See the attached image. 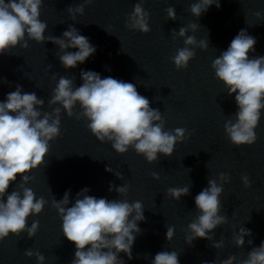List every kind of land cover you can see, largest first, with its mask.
Segmentation results:
<instances>
[{
  "label": "water",
  "instance_id": "water-1",
  "mask_svg": "<svg viewBox=\"0 0 264 264\" xmlns=\"http://www.w3.org/2000/svg\"><path fill=\"white\" fill-rule=\"evenodd\" d=\"M140 2L150 15L148 34L126 26L135 4ZM195 2L93 0L86 4V0H45L41 20L48 24L46 36L62 37L69 26H74L96 47L95 55L66 70L58 59V45L46 40L43 44L29 41L27 49L21 46L0 56V101L21 85L25 92H35L45 101L43 111L51 112L48 102L59 77L74 79L79 87L83 83L81 71L93 70L102 78L112 76L134 83L138 92L149 99L150 106L163 114L165 131L185 128L190 133L177 144L172 157L161 155L157 162L149 163L134 149L120 155L111 143H101L88 129V121L77 118L82 112L79 106L73 109L71 117L62 109L61 135L50 144L45 165L30 174L27 185L38 198L43 196L48 201L42 214L28 220V226L38 220L40 229L31 239L27 232L20 236L10 234L0 243V264H38L35 257L29 259L25 255L27 250L43 254L46 264H72L76 247L64 236L61 217L52 201L62 200L65 192L70 191L74 203L84 188L97 198L143 203L145 221L138 225L141 234L136 238L131 259L120 254L124 264H151L155 255L165 250L176 251L180 264H222L232 256L241 264L249 252L264 242V113L257 129V142L252 146H235L224 128L238 110L235 96L227 93L212 69L215 57L227 50L242 29L257 40L250 58L264 56V16L256 15L264 14V0H220L219 8L213 5L198 20L190 11ZM81 4L86 5L85 13L77 14L74 21L67 9ZM169 7L176 10L175 20L168 19ZM192 23L201 27L195 33L198 40L208 34L209 49H195L196 57L188 68L177 70L172 57L178 48L184 47V41L172 33ZM108 167L113 172L106 171ZM153 173L160 180L154 179ZM221 173L231 177L221 197L220 214L228 222L209 234L212 239H196L189 245L188 226L200 215L195 197L208 187L209 179H218ZM244 176L249 177L251 187H245ZM19 183L18 175L10 184L9 194L19 190ZM124 184L130 185L124 197L109 191L110 185ZM185 186H191L190 195L179 201L167 195L169 188ZM167 226L175 228L171 241L166 236ZM242 226L251 230L252 235L245 238V246L240 248L234 242V234ZM218 242L224 245L219 250L213 246Z\"/></svg>",
  "mask_w": 264,
  "mask_h": 264
},
{
  "label": "clouds",
  "instance_id": "clouds-1",
  "mask_svg": "<svg viewBox=\"0 0 264 264\" xmlns=\"http://www.w3.org/2000/svg\"><path fill=\"white\" fill-rule=\"evenodd\" d=\"M44 2L0 0V56L21 46L27 49L29 41L43 44L48 40L58 45L61 53L58 59L66 70L84 64L95 55L96 47L74 26H69L62 37L46 36L48 24L41 20ZM92 2L86 0V4ZM213 5L219 8L220 0H197L190 11L198 20ZM85 6L68 7L72 20L77 19V14L84 15ZM167 15L168 19L175 20V8L169 7ZM256 15L264 16L260 12ZM149 25L150 15L145 11L143 2L136 3L126 26L129 30L148 34L151 31ZM198 30H201L198 23L181 27L179 31L173 30L172 35L184 41V47L178 48L172 57L177 70L188 68L190 61L196 57L195 49H209L208 34L198 40L195 35ZM189 31L193 34L189 35ZM256 44V38L242 29L227 50L212 62L216 78L225 85L230 96H235L238 110L224 128L237 147L252 146L257 142V129L264 113V56H249V53L255 52ZM81 78L83 83L77 87L74 79L59 77L48 102L51 112L43 111L45 101L38 98L35 92H25L21 85L0 101V243L10 238V234L20 236L27 232L30 239L34 238L40 229L38 220H34L31 226H28V220L42 214L48 201L43 196L38 198L27 185L31 181L30 174L45 165L50 144L61 135L62 109L71 117L73 109L79 106L82 112L77 118L88 121V129L101 143H111L120 155L134 149L149 163L157 162L161 155L172 157L177 144L190 136L185 128L165 131L163 114L150 106L149 99L138 92L134 83L112 76L102 78L93 70H82ZM106 171L111 173L113 169L108 167ZM18 175L21 177L19 190L9 194L10 184L17 180ZM115 175L123 179L121 174ZM153 178L160 180L157 173H153ZM242 180L245 187H251L248 176L242 177ZM230 181L229 175L221 173L218 179H209L208 187L195 197L200 215L188 226L190 234L186 239L189 245L196 239H212L209 234L227 224V217L220 214L221 197L224 185ZM190 189L191 186L169 188L167 195L179 201L190 195ZM89 191L84 188L77 194L74 203L70 200V191L65 192L62 200L52 201V206L61 217L64 236L76 247L72 264H124L120 254L125 253L129 259L132 258L133 246L141 234L138 225L145 221L144 205L127 199L110 201L97 198L89 195ZM109 191H116L124 197L129 193L130 185H110ZM174 235L175 228L167 226L168 241ZM251 235V230L242 226L238 234H234V242L243 248L245 238ZM248 243L252 241L248 240ZM213 246L219 250L224 245L218 242ZM25 255L29 259L35 257L38 264H46L45 256L38 251L27 250ZM151 264H180L179 254L167 250L158 252ZM222 264H237L236 257H229ZM241 264H264V242L249 252L248 258Z\"/></svg>",
  "mask_w": 264,
  "mask_h": 264
}]
</instances>
